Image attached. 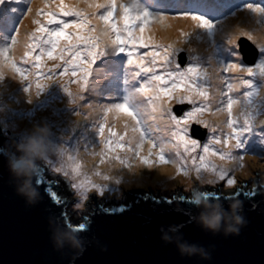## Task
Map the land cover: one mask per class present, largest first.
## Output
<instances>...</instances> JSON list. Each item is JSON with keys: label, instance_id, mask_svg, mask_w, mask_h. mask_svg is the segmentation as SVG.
Masks as SVG:
<instances>
[{"label": "snow or ice", "instance_id": "6c2138e0", "mask_svg": "<svg viewBox=\"0 0 264 264\" xmlns=\"http://www.w3.org/2000/svg\"><path fill=\"white\" fill-rule=\"evenodd\" d=\"M84 3L87 9L77 5H67L64 0H59L56 5L58 10L47 8L36 10L34 15L37 18L33 21L36 27L24 41L25 51L21 61L33 65L37 94L46 87V83H42V80L47 82L69 76V79L62 84L64 90L75 100L69 87L75 82L79 85L80 99H83L82 94L90 85L95 62L104 54L106 47L115 46L118 52L126 53L128 63L137 68L138 74L144 79L133 96L126 97L122 102L105 104L103 114L105 119L109 112H123L129 116L135 122L132 130L134 133H139V142L133 144L131 140L125 141L122 136L113 139L116 134L109 127L108 137L104 141L106 150L113 152L120 149L132 152L145 165L151 166L153 161L150 156L154 141L147 140L149 156L142 155L145 130L142 129L139 119V105L146 101L153 112H159L161 120L171 123L175 129L173 133L175 143L171 141L159 143L156 150L157 162H169L165 149L169 143H172V146L177 148L178 159L186 161L187 157L184 154L191 156V166L197 178L208 173L213 178L214 185L219 182L222 186L233 189L227 195L218 188L203 190L202 195L205 199L229 200L235 197L240 200H254L257 196L264 198V182H261V179L245 178L238 181L232 170L223 165L217 166L209 159L215 156L221 160H237L245 153L264 157V122L257 125V118L262 113L259 108L253 107L255 102L252 99L257 90L253 87V74L258 72L264 76V43L253 41L255 29L240 27L248 23L246 19H242L235 26L228 25L225 47L221 49L218 57L207 61L208 66L212 67V73L226 89L220 91L222 100L215 111L217 114L227 113V131L212 127L203 119L204 113L210 111L212 105L209 67L204 66L201 58L190 46L192 35L218 29L228 17H235V3H228L225 0H169L166 9L159 12H150L147 9L134 11L135 5L130 7L124 0H84ZM100 9H103L102 13L96 11ZM244 9L254 14L253 20L256 24L264 25V0L248 2L242 6L241 10ZM32 12V0H0V36L3 37V43H0V79H3L2 69L5 64L14 73H18L22 80L27 79L26 70L18 66V61L9 53L19 44L18 33L22 19ZM41 16L43 19L39 18ZM169 17L193 22L192 33L181 32L182 42L189 45L188 47L157 43L153 36L147 34L150 23L162 24ZM242 38L252 41L257 49L256 59L251 65L243 60L240 53L239 42ZM182 53L186 54L183 62L180 60ZM45 60L58 62L53 63L49 68ZM236 84L252 89L243 92L249 107L241 114L242 120L239 116L233 117V108L238 101L231 93ZM31 87V84L25 86V92L29 93ZM172 101L182 106L179 115L173 111ZM185 105L187 110L183 107ZM193 124L203 125L208 129L205 139L193 138L190 132ZM104 133L105 124L102 122L98 126V135L103 137ZM181 145L183 153L179 151ZM116 159L130 167L127 160H122L120 156H116ZM172 162L176 163L178 173L188 174L185 163ZM48 164L52 171L63 177V180L47 181V187L43 188L52 216L75 231H80L89 227L90 217L95 219L97 213L117 211L116 208H105L102 203H97V206L93 207V201H96L97 197L104 198L106 193L118 191L112 183L78 179L80 172L77 167L66 168L64 165L50 162ZM103 179L108 181L111 178L104 176ZM121 179L115 178L114 183L119 185ZM35 183L43 185L45 181L36 179ZM250 183L253 185L252 188L248 187ZM62 184L63 189H61ZM74 193H79L84 198L87 209L81 212L80 218L75 221L72 219L74 213L70 211V206L75 203ZM140 198L168 206L177 201L187 202L185 205L187 209L191 210L193 207L187 196L179 192L175 196L159 198L151 193H143Z\"/></svg>", "mask_w": 264, "mask_h": 264}, {"label": "rangeland", "instance_id": "374dc122", "mask_svg": "<svg viewBox=\"0 0 264 264\" xmlns=\"http://www.w3.org/2000/svg\"><path fill=\"white\" fill-rule=\"evenodd\" d=\"M234 1L235 10L240 9L248 2H253V0H242L241 3H237L236 0ZM258 1L259 0H254V2ZM64 2L67 5H77L80 8L87 9V5L84 3V0H64ZM124 2L130 7L135 5L133 10L137 12L144 9H147L150 12H159L165 10L169 4V0H165L164 2H161V0H124ZM58 3L59 0H32L33 12L29 13V15L24 17L21 21L20 30L18 33L19 44L14 46L9 55L18 61V66L26 70L25 75L27 79L22 80L20 75L18 73H14L6 64L3 66V79H0V124L4 127L10 140L14 143L21 137L26 136L23 135V133H27L28 135L30 130L33 128V125H46L49 129L47 140L50 143L52 150L49 152L48 156H45V161H41L39 163L43 164L49 177H51L53 180H61L63 177L51 170V167L48 164L49 162L57 165H64L66 168L73 166L77 167L78 171H83L82 175H79L78 179L89 178L96 183H112L113 187L118 189V191L113 193H122L126 187L132 186L162 185H177L183 191H192L196 184H199V186L207 185L213 188L218 187L220 190H233L232 188L220 185L219 182L214 185L212 183L213 178L208 173H204L203 176L197 178V174L194 168L191 166V156L187 154L186 161L183 159H178L176 156L177 148L173 147L172 143H169L168 147L165 149L169 162H157L156 150L159 147V143L161 141H171L175 143L176 140L173 136L175 129L172 127L171 123L161 120L159 112H153L152 109L144 110L143 107H139V119L141 120V127L143 130H145V142L142 146V155L149 156V144L147 143V140L152 139L154 141V146L151 149L152 155L150 156V159L153 161L151 166L145 165L132 152L131 155L125 159L130 164V167L126 166L120 161L118 162L116 159V156L121 155L120 152L126 150L117 149L113 152L106 150L104 141L105 138L108 137L107 129L109 127H111L113 132L116 134L112 137L113 139L122 136L125 141H127L128 138H131L136 143L139 142V133H134L132 130L135 122L132 121L129 116L122 112L123 114L121 117L114 118L112 117V112H109L105 119L103 114V106L105 104L110 102H121L122 96L127 93L124 90L127 86L132 84L141 85L142 82L140 77L141 74H138V70L128 68L129 63L126 53L118 52L115 46L106 47L104 54L101 55L95 62L94 71L90 78V85L87 91L82 94L83 99H80L79 85L75 82L69 85L75 100L64 90V86L62 84L69 79V76H65L63 79H53L52 81L47 82L42 80V83H46V87L40 90L39 94H37L35 87V70L33 65L21 61L22 54L25 51L24 41L28 39L30 32L36 27L33 22L34 19L37 18L34 15L36 10L38 8L56 9V5ZM88 11L91 10L88 9ZM96 11L98 13H102L103 9ZM247 11L248 13H243V16L240 18L241 20L246 19L248 21V23L243 24L242 27L245 26L255 29L253 34L258 32L256 36L260 37H253V40L259 43L257 38L260 39L262 37L264 39V25L256 24L253 20L254 14H252L249 10ZM240 15H242L241 11H239V13L237 12L235 17H239ZM235 17H228L226 20H233ZM39 18L43 19L42 16ZM64 19H69V17H64ZM185 21L186 20H184V22ZM189 21L190 23H193L191 20ZM182 23L178 22V24L176 23L174 25H169V27L173 29L170 34L166 32H160L151 36H153L157 43H182L183 38L181 37V32L186 26V23ZM175 30H177L178 35ZM186 30L191 32L192 28L189 27ZM215 30L216 29L207 31V34L199 33L197 36H203L205 40L211 41L214 37ZM220 39L225 41V36L223 35L220 37ZM0 43H3L2 36H0ZM205 45L209 46V43L207 42ZM206 50L207 49H201L202 52H206ZM239 50L243 60L247 64L251 65L254 62L253 60L257 52L253 44L248 39L242 38L239 42ZM143 51H145V49ZM217 52L218 51H216L215 54H212V59H215L219 56ZM185 57L183 58L182 62L185 61ZM56 62L58 61L45 60V63L49 68L53 63ZM104 74L105 77L102 78ZM252 79L253 87L257 89L256 94L252 97V99L255 103L259 100L262 101L263 104L260 108V111L262 114H264V76L257 72L253 74ZM29 84H31L32 87L30 92L26 93L24 89L25 86H28ZM211 86V110L204 113L203 119H205L212 127H219L220 129L227 131V113L220 112L217 114L215 111L216 107L220 105L222 100L220 91H226V89L220 84V90L218 93H216L215 86L212 83ZM138 88L139 87L137 86V89ZM241 90L251 91L252 89L242 88ZM242 94L240 95L241 100L243 99ZM231 95L234 96L236 94L233 91ZM133 103L135 104L134 101ZM244 104L246 103L244 102ZM175 105L176 102L172 101L171 106L173 111L179 115V109L182 106ZM148 112L150 113V117L144 119L142 114H147ZM66 117L73 120V124H71L68 128L65 127L64 122ZM233 117H237L234 111ZM102 122L105 124V133L103 137L98 135V126ZM261 124L262 122L258 123L257 125ZM64 127L66 128V131H63ZM194 127H198L196 129L199 132L203 131L204 134L200 137L195 136L193 134ZM149 129L150 131H148ZM7 131H9V133ZM65 132H76L79 134L84 133L85 135H90L97 138L96 141L88 142V139H84L85 136L81 137V143L86 144L87 154L84 153V156L87 158L90 157V159L79 162L74 159L75 162H72L70 152L73 151V149H76L78 144L77 140L73 137H71V139L65 138ZM190 132L193 138L203 140L208 134V129H206L203 125L193 124ZM56 135L64 136L63 140L55 141L52 137ZM11 137H13V139H11ZM67 137H69V135ZM179 151L183 152L182 145L179 147ZM209 159L217 166L223 165L224 167L232 170L233 175L238 181H242L245 178H259L258 174H260L261 180L264 179V157L258 156L256 154L245 153L237 160H221L219 157L215 156L209 157ZM172 161H176L177 163H185V166L188 168V174L185 175L183 172L178 173L176 168L172 167V172L168 174L175 176L173 177V180H169L163 175H157L159 166L176 164ZM45 162L48 164L49 168ZM110 171H113L115 177L109 176ZM254 173L256 174L255 176L253 175ZM121 175H124L126 178H128V180H122L119 185H116L114 183V179L120 177ZM104 176L114 179L106 181L103 179ZM187 177L189 178L184 179ZM76 195L80 197L79 202H76V208L79 211L81 209H85L86 211L87 209L84 198H82L79 193H76ZM94 202L95 201H93V203Z\"/></svg>", "mask_w": 264, "mask_h": 264}, {"label": "water", "instance_id": "95a60500", "mask_svg": "<svg viewBox=\"0 0 264 264\" xmlns=\"http://www.w3.org/2000/svg\"><path fill=\"white\" fill-rule=\"evenodd\" d=\"M196 128L193 134L202 136L204 132ZM3 146L15 150L0 124V147ZM36 174L33 183L38 193L32 197L34 203L29 204L25 193L17 192L18 188L29 190L30 186L25 184L27 177L10 173L5 157L0 154V264H264V198L260 196L254 200L241 199L247 223L240 226L238 234L225 235L223 231L213 233L202 228L194 219L200 212L216 210L217 201H222L223 209L228 208L229 200L205 199L202 195L203 190L216 188L202 185L195 191H183L177 185L126 187L122 193L97 197L93 207L102 203L105 208L117 211L97 213L95 219L90 217L89 227L78 231L80 234L76 236L72 227L51 215L43 188L47 187V181L54 180L42 163ZM36 179L45 183L36 184ZM248 187L253 185L250 183ZM219 191L227 195L233 190ZM178 192L193 203L191 210L185 207L187 202L177 201L168 206L140 198L143 193L159 198ZM197 200L199 204L194 203ZM70 211L74 213V221L80 218L76 202ZM169 225L179 226L174 236L179 234L189 244L204 246L210 258L181 255L175 243L164 242L161 228L167 231ZM73 237L84 245L79 256H74L76 249L70 247ZM56 239L63 247L54 246Z\"/></svg>", "mask_w": 264, "mask_h": 264}, {"label": "clouds", "instance_id": "9594fccd", "mask_svg": "<svg viewBox=\"0 0 264 264\" xmlns=\"http://www.w3.org/2000/svg\"><path fill=\"white\" fill-rule=\"evenodd\" d=\"M225 1L229 3V0ZM236 2L239 3L238 0H236ZM240 9H242V7ZM250 42L254 46V43L252 41ZM143 50L144 49H141V51ZM185 55L186 54L184 53L181 54V61L183 60ZM255 59L256 56L253 61H255ZM128 68L134 69L130 67V64H128ZM140 77H142V75ZM7 132L9 133V131ZM48 132L49 129L46 125H33V128L30 130L28 135L21 137L18 141L14 142L15 150L7 146L0 147V154L5 157L10 173L16 176H20L21 174H23L25 177H27V179L25 180V184L30 186L29 190L25 192L24 188H18L17 192L25 193L27 197V203L29 204L34 203L32 201V197L38 193V187L33 183V178L37 175L36 169L39 167V162L45 161V156H48L49 152H51L52 150L51 145L47 140ZM11 139H13V137H11ZM46 165L48 166L47 163ZM258 177L260 179V174H258ZM200 187L201 186H199V184H196L192 191H195ZM73 199L75 202H79L80 197L77 196L76 193H74ZM194 203L199 204L200 201L197 200L194 201ZM221 205L222 201L215 202L216 210L212 211L211 213L200 212L197 217H194V219L197 220L202 228L210 230L213 233L223 231L225 235L230 233L238 234L240 231V226L247 223L244 216L242 215L243 202L238 198L233 197L229 199L227 209H223ZM80 211L83 212L85 211V209H81ZM177 227L179 226L169 225V229L167 231L161 228V239L166 243H175L181 255H199L204 259L210 258V252L204 246L189 244L186 241L180 239L179 234L174 236L173 233H176ZM79 234L80 233L76 231V236H79ZM50 239L52 240V237H50ZM54 246L56 248H61L63 247V244L59 239H56ZM70 247L76 249L74 256H79L84 250L82 241L75 237L72 238Z\"/></svg>", "mask_w": 264, "mask_h": 264}, {"label": "bare ground", "instance_id": "6f19581e", "mask_svg": "<svg viewBox=\"0 0 264 264\" xmlns=\"http://www.w3.org/2000/svg\"><path fill=\"white\" fill-rule=\"evenodd\" d=\"M165 0H161V2H164ZM227 2V1H225ZM230 3H235L234 0H229ZM239 11L242 12V15H240L239 17H235L233 20H226L223 24L220 25V27L218 29H216L214 31V37L212 38L211 41H207L204 39L203 36H195V35H192L191 36V47L192 49L194 50L195 54L198 55L200 58H201V62L204 64L205 67H209V73H210V82L215 86L216 90L215 92L218 93L219 90H220V82L219 80L216 78V76L212 73V67L208 66L207 64V61L209 59H212V54H215L216 51L217 54L219 55L221 49L223 47H225V41L223 39H220V37H222L223 35L225 36V40L228 36V25H237L239 24V21L241 20L240 18L243 16V13H248L247 9H244V10H236L235 12L239 13ZM184 20L186 19H173L171 17H169L164 23H150L149 26H148V29H147V33L150 34V35H155V34H158L160 32H166L168 34H170L173 29L169 27V25H174V24H178L179 23H186V26L183 28L182 32H188V33H192L193 32V28H192V25L193 23H190L189 20H186L184 22ZM243 25V24H242ZM242 25H240L242 27ZM189 27L192 28L191 32H189V30H186L188 29ZM244 28H248V27H245ZM177 35H178V32L177 30H175ZM202 34H207V31H202L201 32ZM258 32L254 33L253 34V37H260V36H256ZM258 42L259 43H263L264 42V39L261 37L260 39L257 38ZM254 41V40H253ZM207 42L209 43V46L205 45L207 44ZM174 45L180 47V46H189L185 43H173ZM201 49H207L206 52H202ZM213 66H214V62H213ZM130 67L134 68V69H137L135 68L133 65H130ZM105 77V74L102 76V78ZM142 79V82H143V79L144 77L142 76L141 77ZM141 82V83H142ZM137 86L140 87V85H129L127 86L124 90L127 92L125 95L122 96L121 100L124 101L126 97H130V96H133L135 93H136V90H137ZM110 88V87H109ZM242 88L246 89V87L242 86V85H239V84H236L234 86V92L236 95L233 96L234 99H236L238 101V103L236 105H234V108H233V111L235 113V115L239 116L241 118V120L243 119L242 117V113L245 111V109H247L249 106L247 105L246 101H245V98L243 96V99L241 100L240 98V95L242 94ZM243 95V94H242ZM139 99V97L137 98ZM121 101V102H122ZM135 102V100H134ZM138 102V101H137ZM244 102L246 104H244ZM262 101L259 100L257 101L253 107L255 108H261L262 107ZM139 107H143L144 110H150L151 107L147 105L146 101L139 105ZM122 112H112V117H121L122 116ZM142 117L144 119H146L147 117H150V113L148 112L147 114H142ZM64 122H65V127L68 128L71 124H73V120L66 117L64 119ZM261 122H264V114H261L258 118H257V121L256 123H261ZM63 128V131H66V128ZM21 133V132H20ZM65 138H69L71 139V137L75 138L77 140V147L76 149H73V151L70 152V157L72 158V162H75L74 159H76V161H86V159H90L87 158L86 156H84V153H86V144H83L81 143V137L82 136H85L84 139H88L87 141L88 142H93V141H96L97 138L93 137V136H90V135H85L84 133H76V132H65ZM79 134V135H77ZM23 135H27V133H23ZM69 135V137H67ZM63 137L64 136H61V135H56V136H53L52 138L55 140V141H60V140H63ZM153 138V137H152ZM131 140L133 144H135L136 142L131 139V138H128L127 141ZM68 143H71V142H68ZM57 146V145H55ZM85 146V147H84ZM121 155H120V158L122 160H125L128 156L131 155V152H128V151H123V152H120ZM183 153V152H181ZM87 154V153H86ZM184 156H187V154H184ZM120 160H118L119 162ZM172 167L176 168V164H168V165H164V166H159L158 168V172H157V175H163L164 177H167V179L169 180H173L175 176H172V175H169L168 173H171L172 172ZM115 169V168H114ZM80 171V175H82L83 171L82 170H79ZM109 176H113L115 177V174L113 173V171H110L109 172ZM121 181L122 180H128V178H126L124 175H121L120 176ZM189 177L187 178H184V179H188ZM89 179V178H88ZM114 178H111L110 180H113ZM91 180V179H90ZM93 181V180H92Z\"/></svg>", "mask_w": 264, "mask_h": 264}]
</instances>
